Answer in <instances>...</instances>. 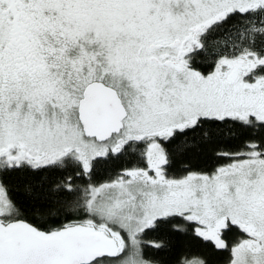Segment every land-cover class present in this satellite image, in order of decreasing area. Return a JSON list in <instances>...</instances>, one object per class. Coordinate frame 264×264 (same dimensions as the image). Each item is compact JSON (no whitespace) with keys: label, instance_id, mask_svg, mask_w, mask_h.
Masks as SVG:
<instances>
[{"label":"snow or ice","instance_id":"6c2138e0","mask_svg":"<svg viewBox=\"0 0 264 264\" xmlns=\"http://www.w3.org/2000/svg\"><path fill=\"white\" fill-rule=\"evenodd\" d=\"M221 132L226 163L181 159ZM149 248L264 264V0H0V264H164Z\"/></svg>","mask_w":264,"mask_h":264},{"label":"trees","instance_id":"16d2710c","mask_svg":"<svg viewBox=\"0 0 264 264\" xmlns=\"http://www.w3.org/2000/svg\"><path fill=\"white\" fill-rule=\"evenodd\" d=\"M227 130H225L226 132ZM225 132H221L217 135L216 139L211 143H201L196 147L190 149L181 159L185 162L191 164L193 168L199 169H210L216 164L226 163L224 160H218L214 151L218 148H228L232 149L238 146L239 141L229 139L225 136ZM135 162V158L131 156L122 157L118 161H101L97 165L96 173L93 176L94 181H102L108 178V176L114 173L119 167L128 165ZM174 170L179 173V164L174 166ZM21 176L19 174H11L6 177V179L12 183L16 184L20 182ZM158 234L154 232H148L145 239H157ZM171 244L176 246L177 250L181 251H191L193 253H203L208 254V250L202 245V243L191 236H173L171 237ZM148 252L153 253L158 256L164 264H168L171 252L169 250H163L157 252L155 249H147ZM227 253H212L210 259L213 264H223L224 257Z\"/></svg>","mask_w":264,"mask_h":264}]
</instances>
